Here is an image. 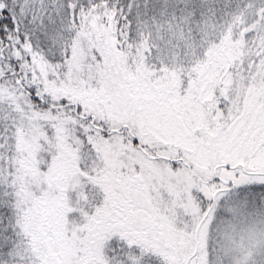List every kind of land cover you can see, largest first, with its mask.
I'll list each match as a JSON object with an SVG mask.
<instances>
[{"label":"snow or ice","instance_id":"obj_1","mask_svg":"<svg viewBox=\"0 0 264 264\" xmlns=\"http://www.w3.org/2000/svg\"><path fill=\"white\" fill-rule=\"evenodd\" d=\"M0 264H264V0H0Z\"/></svg>","mask_w":264,"mask_h":264}]
</instances>
